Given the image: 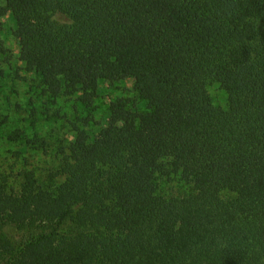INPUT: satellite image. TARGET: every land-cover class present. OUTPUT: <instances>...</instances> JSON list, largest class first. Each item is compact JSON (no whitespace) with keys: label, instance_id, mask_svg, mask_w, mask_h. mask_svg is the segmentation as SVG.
Here are the masks:
<instances>
[{"label":"trees","instance_id":"trees-1","mask_svg":"<svg viewBox=\"0 0 264 264\" xmlns=\"http://www.w3.org/2000/svg\"><path fill=\"white\" fill-rule=\"evenodd\" d=\"M5 29L46 112L86 114L46 177L0 174V264H264V0H0Z\"/></svg>","mask_w":264,"mask_h":264},{"label":"rangeland","instance_id":"rangeland-1","mask_svg":"<svg viewBox=\"0 0 264 264\" xmlns=\"http://www.w3.org/2000/svg\"><path fill=\"white\" fill-rule=\"evenodd\" d=\"M5 24L9 28L11 21ZM1 41L5 42V46L10 51L12 66L19 68L17 74L10 65L6 63L0 65V69H4L3 74L0 75V122L4 121L2 133L25 129L29 136L32 137L38 134L52 145L48 149V154L32 149L22 152L19 142H11L7 138H0V174L9 176V185L17 187L19 173L25 168H34L37 174L47 176V171L57 164L54 157L57 141L69 137L67 131L70 122H76L77 118L85 117L86 111L81 104H76L74 100L61 98L56 105L52 106L51 110L46 112L45 104L47 103L45 98L39 95L35 88L31 87L34 76L25 73L20 68L23 67V64L19 60V45L16 39L5 29L0 31ZM131 86V80L125 82L127 94H130ZM122 87L124 88V86ZM108 88V85H106L97 101L100 114L105 110L109 98L120 94V92H112ZM210 92L216 103L223 104L225 102V94L217 86L214 85ZM32 108L37 112L34 116H29L28 114L33 111ZM98 117L100 116L98 115ZM24 156L28 157V162L24 160ZM162 188L163 191L174 194V192H185L188 187L182 182L173 181ZM9 231L16 241L21 240L22 235H19L14 228Z\"/></svg>","mask_w":264,"mask_h":264}]
</instances>
